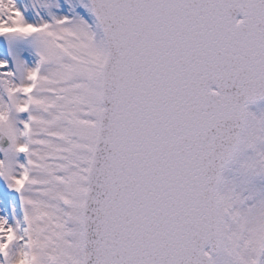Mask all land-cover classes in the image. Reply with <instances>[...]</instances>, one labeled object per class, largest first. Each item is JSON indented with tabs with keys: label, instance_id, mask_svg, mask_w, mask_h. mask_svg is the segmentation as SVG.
<instances>
[{
	"label": "snow or ice",
	"instance_id": "6c2138e0",
	"mask_svg": "<svg viewBox=\"0 0 264 264\" xmlns=\"http://www.w3.org/2000/svg\"><path fill=\"white\" fill-rule=\"evenodd\" d=\"M0 264H264V0H0Z\"/></svg>",
	"mask_w": 264,
	"mask_h": 264
}]
</instances>
